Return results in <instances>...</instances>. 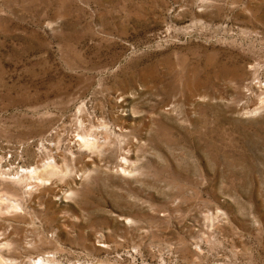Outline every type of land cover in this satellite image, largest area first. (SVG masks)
<instances>
[{"label":"rangeland","instance_id":"374dc122","mask_svg":"<svg viewBox=\"0 0 264 264\" xmlns=\"http://www.w3.org/2000/svg\"><path fill=\"white\" fill-rule=\"evenodd\" d=\"M41 261L264 264V0H0V264Z\"/></svg>","mask_w":264,"mask_h":264},{"label":"bare ground","instance_id":"6f19581e","mask_svg":"<svg viewBox=\"0 0 264 264\" xmlns=\"http://www.w3.org/2000/svg\"><path fill=\"white\" fill-rule=\"evenodd\" d=\"M88 141V140H87ZM89 142V141H88ZM49 165V164H48ZM37 168V167H36ZM38 169V168H37ZM28 171V170H27ZM28 172H30V175L32 176H35L37 177L36 173H37V170L35 169V167L31 170H29ZM26 174V173H25ZM37 260V259H36ZM43 261V260H42ZM42 261H41V264H42ZM45 264V263H44Z\"/></svg>","mask_w":264,"mask_h":264}]
</instances>
